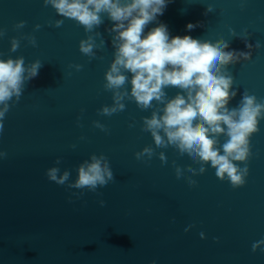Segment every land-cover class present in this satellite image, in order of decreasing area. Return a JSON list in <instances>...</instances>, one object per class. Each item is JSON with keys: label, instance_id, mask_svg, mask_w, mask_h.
<instances>
[{"label": "water", "instance_id": "95a60500", "mask_svg": "<svg viewBox=\"0 0 264 264\" xmlns=\"http://www.w3.org/2000/svg\"><path fill=\"white\" fill-rule=\"evenodd\" d=\"M208 4L214 11L205 15ZM57 19L62 26L50 27ZM21 20L26 26L16 30ZM198 22L203 26L187 30V24ZM113 23L105 15L86 33L43 0H0V29L6 31L0 59L23 56L26 65L37 59L43 65L26 82L19 102H9L0 133V152L7 153L0 158V264H264V251H252V244L264 239V119L250 137L249 175L242 187L221 181L210 164L202 175L185 171L195 186L177 179L173 161L182 169L199 166L171 146L156 148L150 132L142 131V118L162 104L153 101V108L142 110L129 97L124 111L98 114L113 103L112 92L104 89L114 59L115 34L108 31ZM160 23L170 38L223 39L228 51H248L247 40L253 45L251 60L228 66L237 92L228 107H236L245 90L264 100V0H168L144 34ZM37 24L41 27L34 30ZM29 34L37 47L22 38ZM87 36L98 46L92 59L79 51V41ZM13 37L20 40L16 52L10 51ZM76 64L81 70L70 67ZM125 88L130 92V83ZM165 91L172 98L181 90L169 86ZM226 139L221 136L218 147ZM145 146L157 155L137 160L134 154ZM161 151L166 164L158 157ZM92 154H104L115 177L97 189L102 195L48 180L46 170L58 166L74 181L78 165Z\"/></svg>", "mask_w": 264, "mask_h": 264}, {"label": "clouds", "instance_id": "9594fccd", "mask_svg": "<svg viewBox=\"0 0 264 264\" xmlns=\"http://www.w3.org/2000/svg\"><path fill=\"white\" fill-rule=\"evenodd\" d=\"M167 2L168 0H43L45 7L51 6L59 16L77 21L86 33L98 28L105 15L114 22L108 29L110 34H115L112 36L114 59L105 72L104 83V89L112 92L113 103L102 106L98 110L99 115L111 116L124 111L126 105L123 101L129 97L142 110L153 108V101L158 105L162 104L163 107L155 108L150 117L142 118V131L150 132L156 148L171 146L181 156L187 154L199 166L193 168L189 165L182 169L173 161L176 178L183 177L190 186H195L197 182L191 176H185V171L202 175L210 164L221 181L227 179L234 189L242 187L249 175L247 161L252 155L250 137L259 131V122L264 119V100H258L245 90L239 104L229 108L228 105L237 92L228 66L251 60L253 45L245 40L248 51H228L229 43L223 39L211 42L194 39L189 35L170 38L168 28L163 23L145 35L146 26L163 15ZM213 11V6L208 4L205 15ZM26 23L21 20L14 28L22 29ZM62 24L63 20L57 19L49 26L59 28ZM202 26L199 22L189 23L186 28L191 31ZM40 27L37 24L34 30H39ZM230 31L233 36L237 35L233 30ZM5 34L6 31L0 29V37ZM22 38L32 47H37L34 35ZM10 45V51L16 52L20 47V40L13 37ZM97 47L92 36L79 41V51L90 59L95 58L94 49ZM255 47H261L259 41ZM42 66L39 59L26 65L23 56L0 59V133H3L4 120L10 111L9 102H19L26 82L34 79ZM70 67L79 71L82 65ZM124 70L131 73L130 78ZM126 82L131 85L130 92L125 88ZM169 86L181 91L174 97L167 98L165 89ZM92 123L101 131L108 132L107 127L99 121ZM77 124L82 126L79 118ZM221 136L227 139L218 147ZM71 147L75 148L76 145ZM134 155L137 160L147 158L150 161L157 153L152 146H145ZM6 156L7 153L0 152V158ZM158 157L162 164L167 163L164 152H159ZM237 162H243L244 166L240 167ZM61 163L62 160L58 157L55 164ZM76 171L77 178L74 181L70 180L69 170L61 172L58 166L48 168L45 174L49 181L57 185H67L69 189H86L93 193L115 179L110 162L104 154H92L78 165ZM105 203L104 200L99 201L101 207ZM191 227L193 225H189L185 231ZM200 236L205 238L202 232ZM262 245L264 239L254 242L252 251H264ZM151 264L156 262L153 260Z\"/></svg>", "mask_w": 264, "mask_h": 264}]
</instances>
